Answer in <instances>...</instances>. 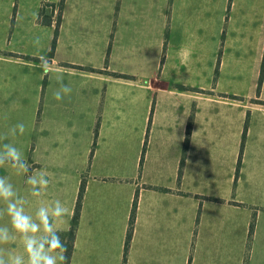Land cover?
<instances>
[{
  "label": "crops",
  "instance_id": "obj_1",
  "mask_svg": "<svg viewBox=\"0 0 264 264\" xmlns=\"http://www.w3.org/2000/svg\"><path fill=\"white\" fill-rule=\"evenodd\" d=\"M263 59L264 0H0V177L62 234L84 181L69 264H264Z\"/></svg>",
  "mask_w": 264,
  "mask_h": 264
},
{
  "label": "clouds",
  "instance_id": "obj_2",
  "mask_svg": "<svg viewBox=\"0 0 264 264\" xmlns=\"http://www.w3.org/2000/svg\"><path fill=\"white\" fill-rule=\"evenodd\" d=\"M34 43L38 45L39 38H36ZM56 78L59 87L54 91L53 98L56 101H62L71 94L72 88L63 83L62 74H57ZM25 131L26 126L23 123H17L9 129L6 135L0 136V140L7 139L8 136L15 137L17 134L22 136ZM0 167H11L18 174L29 171V165L22 150L12 143H4L0 147ZM46 174L41 171L39 180L34 174L28 175L26 183L31 186L33 196L40 195L38 184L40 188L47 187L49 181L44 179ZM0 201H3L6 206L3 211H6L10 223V227H0V245L9 244L19 237L25 253L19 255L10 252L8 258L5 259L4 250L0 248V264H65L64 253L67 249L55 226L56 220L67 213L61 201H54L51 211L47 207H40L34 219L25 212L23 198L7 177H0ZM3 211H0V214H3ZM41 232L43 235H40Z\"/></svg>",
  "mask_w": 264,
  "mask_h": 264
},
{
  "label": "trees",
  "instance_id": "obj_3",
  "mask_svg": "<svg viewBox=\"0 0 264 264\" xmlns=\"http://www.w3.org/2000/svg\"><path fill=\"white\" fill-rule=\"evenodd\" d=\"M62 6H59L58 8V20L60 18V12H61ZM60 11V12H59ZM39 19L42 23H50V17L45 16L42 12L39 16ZM264 69V59L262 62V67H261V73L263 72ZM84 191V181L82 180L81 185H80V189H79V193H78V197H77V201H76V205H75V210H74V214L71 220V227L70 229L62 234L59 233L61 240L64 242V245L67 249V251L64 253V255L66 256V262L65 264H69L70 261V256H71V251H72V242L74 239V235H75V230H76V224H77V220L79 217V209H80V202H81V198H82V193ZM128 238H129V233L127 234V241L128 242Z\"/></svg>",
  "mask_w": 264,
  "mask_h": 264
},
{
  "label": "rangeland",
  "instance_id": "obj_4",
  "mask_svg": "<svg viewBox=\"0 0 264 264\" xmlns=\"http://www.w3.org/2000/svg\"><path fill=\"white\" fill-rule=\"evenodd\" d=\"M47 10L48 11H51L52 12V14H53V17L54 16H58V9L57 8H55V11L53 10L52 11V9L50 8V7H47ZM64 241V240H63ZM64 243V242H63ZM0 248H3V254H4V257H5V259H7V254L9 253V251L10 250H12L13 248L9 245V244H6V245H0Z\"/></svg>",
  "mask_w": 264,
  "mask_h": 264
},
{
  "label": "built area",
  "instance_id": "obj_5",
  "mask_svg": "<svg viewBox=\"0 0 264 264\" xmlns=\"http://www.w3.org/2000/svg\"><path fill=\"white\" fill-rule=\"evenodd\" d=\"M163 86H165V87L167 86V85H166V82H163Z\"/></svg>",
  "mask_w": 264,
  "mask_h": 264
}]
</instances>
